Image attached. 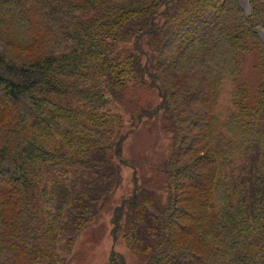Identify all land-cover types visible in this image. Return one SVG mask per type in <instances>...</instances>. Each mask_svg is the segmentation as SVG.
I'll return each mask as SVG.
<instances>
[{
  "label": "trees",
  "instance_id": "16d2710c",
  "mask_svg": "<svg viewBox=\"0 0 264 264\" xmlns=\"http://www.w3.org/2000/svg\"><path fill=\"white\" fill-rule=\"evenodd\" d=\"M247 5L0 0V264H68L135 166L127 137L153 117L167 154L142 186L134 170L114 242L136 264H264V0ZM226 80L234 110L222 122ZM144 87L156 106L136 98ZM120 102L131 103L129 128ZM108 264L134 263L113 250Z\"/></svg>",
  "mask_w": 264,
  "mask_h": 264
},
{
  "label": "rangeland",
  "instance_id": "374dc122",
  "mask_svg": "<svg viewBox=\"0 0 264 264\" xmlns=\"http://www.w3.org/2000/svg\"><path fill=\"white\" fill-rule=\"evenodd\" d=\"M242 5L248 11L247 0H241ZM258 57L254 53L246 54L243 62V79L251 89L259 81L258 71L256 69ZM234 84L226 80L220 87L215 113L222 122L225 121L228 112L234 110L233 91ZM144 91H138L137 97L141 98V104L147 99L152 100L153 106L158 102L156 94L149 96V90L144 87ZM134 91L127 92V96L133 95ZM149 96V97H148ZM153 98H152V97ZM136 98H133L136 100ZM131 98H127L129 101ZM132 99V100H133ZM133 105L135 102H132ZM130 105V106H128ZM118 112L125 117L126 127H130V118L128 113L132 111L130 102H120L115 104ZM148 118V117H146ZM146 122H149L146 126ZM169 138L163 130L162 120L157 117L144 119L136 131H133L126 139L123 145V155L128 160H133L135 166L125 165L122 169L123 182L116 191L111 206L102 214L101 221L92 223L91 227L86 229L75 242L72 254L68 257V264H108L109 257L114 250L123 254L130 263H138V258L134 250L129 247L125 239L120 238L115 243L112 238V217L114 208L121 202L123 197L127 196L135 185L132 183L134 170L138 172L140 179L137 186L143 185V176L153 177L156 175L154 166H161L164 156L167 154ZM160 193L164 194L163 191ZM149 205H152L150 203ZM153 207L150 206V209Z\"/></svg>",
  "mask_w": 264,
  "mask_h": 264
}]
</instances>
